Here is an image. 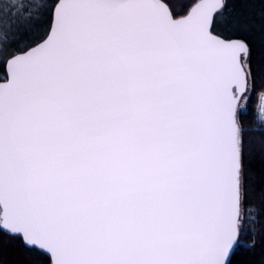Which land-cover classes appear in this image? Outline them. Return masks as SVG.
Listing matches in <instances>:
<instances>
[{
    "label": "snow or ice",
    "instance_id": "6c2138e0",
    "mask_svg": "<svg viewBox=\"0 0 264 264\" xmlns=\"http://www.w3.org/2000/svg\"><path fill=\"white\" fill-rule=\"evenodd\" d=\"M0 235L264 264V0H0Z\"/></svg>",
    "mask_w": 264,
    "mask_h": 264
},
{
    "label": "trees",
    "instance_id": "16d2710c",
    "mask_svg": "<svg viewBox=\"0 0 264 264\" xmlns=\"http://www.w3.org/2000/svg\"><path fill=\"white\" fill-rule=\"evenodd\" d=\"M8 238L0 235V264H24L22 256L23 253L17 250L14 244H6L5 240ZM259 252H257V257L259 256ZM243 261L245 259H255L250 254L242 255L238 258Z\"/></svg>",
    "mask_w": 264,
    "mask_h": 264
}]
</instances>
